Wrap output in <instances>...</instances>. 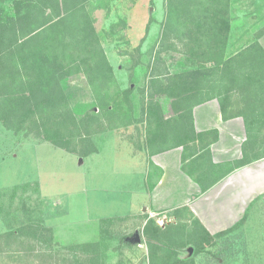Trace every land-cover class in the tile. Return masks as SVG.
I'll list each match as a JSON object with an SVG mask.
<instances>
[{"label": "trees", "instance_id": "16d2710c", "mask_svg": "<svg viewBox=\"0 0 264 264\" xmlns=\"http://www.w3.org/2000/svg\"><path fill=\"white\" fill-rule=\"evenodd\" d=\"M12 1L13 14L0 16V121L14 133L23 131L70 154L88 157L97 151L96 135L121 127H113L121 116L108 110L114 73L88 10L92 0ZM232 1L168 0L164 38L176 35L183 53L200 68L172 75L162 84L161 93L172 99L176 118L163 120L164 111L155 104L154 112L162 121L157 118L150 126L166 130L145 135L151 154L180 146L186 151L192 148L195 156L203 153L211 145L209 137H216L217 132L197 133L193 108L214 98L220 101L224 119L245 113L246 121L264 126L263 47L257 41L232 59L226 55ZM209 64L213 65L210 69ZM79 72L88 80L100 114L89 112L80 118L72 109L63 83ZM208 90L219 95L207 96ZM174 139L179 140L173 144ZM248 163L245 156L240 165ZM174 213L178 222L165 228L147 218L149 264H196L194 258H180L179 250L195 245L196 251H202L245 219L211 235L190 212ZM183 220H194L195 227L179 225ZM186 228L191 232L187 234ZM101 248L98 242L60 246L52 227L32 222L0 234V260L22 264H105Z\"/></svg>", "mask_w": 264, "mask_h": 264}, {"label": "rangeland", "instance_id": "374dc122", "mask_svg": "<svg viewBox=\"0 0 264 264\" xmlns=\"http://www.w3.org/2000/svg\"><path fill=\"white\" fill-rule=\"evenodd\" d=\"M167 3L168 0L89 3V13L114 73L108 110L121 116L113 126H121L119 129L94 137L101 151L98 157H89L83 164L79 156L23 131L14 133L0 121V234L32 222L52 227L54 241L60 246L100 243L105 264H149L143 216L108 219L110 214L101 211L115 210L121 215L116 201L124 186L128 189V178L133 176L135 181L143 175L139 162L130 157L129 144L123 143L140 146L149 131L154 134L166 130L158 129L156 124L151 127L150 121L157 123L158 118V122H171L176 118L172 99L161 93L162 84L172 75L200 68L183 53L176 35L170 33L169 39L164 38ZM7 12H14L12 0L0 3V16ZM231 18L228 59L264 35V0H233ZM206 84L210 85L209 77ZM63 87L80 118L89 112L100 114L83 73L72 74ZM206 95L219 94L208 90ZM156 103L164 111L161 120L153 109ZM171 127L167 128L170 133ZM178 140L174 139L173 144ZM146 159L143 153L141 161L147 162ZM103 196L108 199L101 206ZM174 214H154L152 218L165 228L178 222ZM244 218L239 227L217 237L202 251L188 245L179 250V257L194 258L196 264H264V197L255 202L252 210H246ZM183 223L195 227L194 220H183L179 225ZM185 231L188 234L191 228ZM0 264L22 263L3 258Z\"/></svg>", "mask_w": 264, "mask_h": 264}, {"label": "crops", "instance_id": "0c3cea01", "mask_svg": "<svg viewBox=\"0 0 264 264\" xmlns=\"http://www.w3.org/2000/svg\"><path fill=\"white\" fill-rule=\"evenodd\" d=\"M258 42L264 49V35ZM246 118L242 113L224 119L217 98L195 106L196 132H217L216 137H209L211 145L196 156L190 147L187 151L180 146L151 154L144 141L140 146L125 141L123 144H129L127 147L132 150L130 157L144 169L143 175L140 180L128 178V189L124 186L116 201V210L121 215L115 214V210L99 211L110 214L108 219L142 215L146 223L154 214L184 210L194 215L211 235L233 228L245 217L246 210H252L255 202L264 197V126ZM100 153L97 147L95 153L80 158L81 162L85 164V159L98 157ZM143 153L147 155L144 163ZM245 156L250 163L240 165ZM102 198L101 206L108 199Z\"/></svg>", "mask_w": 264, "mask_h": 264}, {"label": "water", "instance_id": "95a60500", "mask_svg": "<svg viewBox=\"0 0 264 264\" xmlns=\"http://www.w3.org/2000/svg\"><path fill=\"white\" fill-rule=\"evenodd\" d=\"M137 240H140V238H139V237H137Z\"/></svg>", "mask_w": 264, "mask_h": 264}]
</instances>
